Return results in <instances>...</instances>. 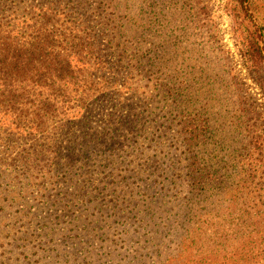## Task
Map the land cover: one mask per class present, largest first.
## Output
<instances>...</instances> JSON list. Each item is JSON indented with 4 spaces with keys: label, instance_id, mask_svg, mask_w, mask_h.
<instances>
[{
    "label": "rangeland",
    "instance_id": "374dc122",
    "mask_svg": "<svg viewBox=\"0 0 264 264\" xmlns=\"http://www.w3.org/2000/svg\"><path fill=\"white\" fill-rule=\"evenodd\" d=\"M200 1L208 9V16L200 15V20L209 18L214 22L211 32L221 46V51L215 52V61L217 74L222 78L215 82L214 96L205 113L210 128V147L205 156L209 155L214 162L239 166L240 170L234 172L239 171L240 179H247L251 188L261 194L264 192V64L263 84L258 85L243 69L237 46L243 38L252 36L259 42L264 56V0H244V7L237 0ZM90 11L89 36L93 37L101 26L97 23V13ZM188 18L191 27L194 26L197 19L190 13ZM110 20L106 30L100 31L104 36L100 38L103 44L98 52L102 51V56L106 52L107 58L114 62L119 51L106 48L119 41L116 39L120 36L116 35L113 41L109 37L116 19ZM200 20L197 34L208 30L202 27ZM104 23L107 24L106 20ZM62 26L63 20L59 19L56 27ZM203 38L207 40L205 35H197L195 42ZM182 46L187 47L184 43ZM70 78L73 79L71 82ZM97 78L100 80L98 70L90 69L87 73L69 76L68 84H57L55 91H42L43 99L52 95L47 103L51 108L28 110V113L45 115L42 130L29 131L30 136L24 131L17 142L0 143V191L7 200L4 218L0 217V264H47L51 260L57 264H84L91 255L94 264H157L154 251L159 248L164 251L163 255L172 252L175 240L192 223L193 219L182 216L185 192L175 181L179 176L178 161L183 159L182 147L173 131L166 129L169 126L166 121L171 118L170 95L165 101L153 89V81L135 71L131 74L126 70L120 76L124 86H120V82L101 84ZM185 96L189 97L188 94ZM171 110L174 109L171 107ZM81 115L87 117L85 134L108 131L117 136V144L96 149L91 154L92 161L82 159L80 163H73L74 169H67L59 165L62 163L60 155L50 153L55 150L52 144L65 151L80 129L72 128L66 135V130L62 132L63 127ZM29 125L27 121L21 123L22 130L29 129ZM40 145L51 147L46 161L33 160L30 155L26 162L28 168H25L20 157L36 148L40 150ZM250 157L259 162V168L248 167ZM123 179H127L124 183L130 185L129 188L124 189V183H120ZM120 190L124 191L123 196L119 194ZM129 193L143 200L145 207L138 201V209L127 208V203L122 200L128 201ZM146 207L160 208L157 215L161 219L167 217L162 225L170 233L159 247L150 248L144 238L136 235H143L146 229L140 217L131 218L136 209L140 211ZM32 216L37 219L33 220ZM75 217L81 218L80 221H74ZM20 218L31 222L32 227L19 230V226L25 224ZM36 220L40 222L38 229ZM44 222H50L56 236L47 246H41L38 241L37 232ZM24 231L27 234L23 235V241L14 243ZM81 231L84 238L77 239L78 242L69 240L70 245L61 238ZM164 247L170 248L169 251ZM75 251L78 252L75 254ZM88 251L90 255L86 254ZM60 252H69L68 256L70 252L73 254L56 259L55 255ZM140 254L148 258L138 263ZM133 259L135 263L129 262Z\"/></svg>",
    "mask_w": 264,
    "mask_h": 264
},
{
    "label": "trees",
    "instance_id": "16d2710c",
    "mask_svg": "<svg viewBox=\"0 0 264 264\" xmlns=\"http://www.w3.org/2000/svg\"><path fill=\"white\" fill-rule=\"evenodd\" d=\"M237 1L244 7V0ZM202 3L200 0H0V143L17 142L24 131H28L30 136L31 132L42 130L45 115L28 113V110H49L51 107L47 103L52 95L43 99L42 91L52 92L57 84L67 85L69 76L87 73L90 69L98 70L100 80L97 79L102 81L99 83L113 85L122 83L119 78L126 70L131 74L135 71L137 75H144L153 81V89L159 92V96L166 101L170 95L172 100L171 118L166 121L169 122L166 129L175 134L183 156L178 161L179 176L175 181L185 192L182 216L193 219L182 236L175 240L172 252L163 255L164 251L159 248L154 251L157 264H264V192L256 193L251 182L240 179L239 171L234 172L240 170L239 166L214 162L209 155L205 156L210 147L209 117L205 113L214 96L215 82L222 77L217 74L215 61V52L221 51V46L211 32L214 22L209 18L200 20V15L208 16V9ZM90 9L97 13V23L102 28L98 33L94 32L93 37L89 36L92 26L88 14ZM189 13L197 19L192 27L188 21ZM110 18L116 21L111 28L115 35L111 33L109 37L113 41L116 35L120 36L116 39L119 41L106 48L119 51L114 62L107 58L106 52L103 56L102 51L98 52L100 44H103L100 38L104 36L100 31L106 30L112 21ZM59 19L63 20L61 28L56 27ZM199 20L202 27L208 29L206 33L197 34ZM197 35H205L207 40L203 38L195 42ZM183 43L187 47L184 48ZM189 44L192 49H189ZM262 51L252 36L243 38L237 46L243 69L258 85L263 84ZM72 80L70 78V82ZM120 86H124L123 83ZM86 119L81 115L69 122L68 127H63L62 132L66 130V135L72 128L80 129L79 135L73 136L65 151L63 147L52 144L55 150L50 153L60 155L61 167L74 169L73 163H80L82 159L92 161L91 154L96 149L117 144V136L108 131L85 134ZM25 121L30 123V127L22 130L21 123ZM40 146V150L36 148L20 157L25 168H28L26 162L30 155L33 160L46 161L51 147ZM247 162L248 167L259 168V162L251 157ZM123 185L124 189L130 186ZM77 189L79 191L80 187ZM119 194L123 196L124 191ZM128 199L122 200L127 203V208L138 209V201L145 207L143 200L130 193ZM6 201L0 191L2 218ZM137 209L131 219L140 217L146 230L143 235H136L144 238V243L150 244V248L159 247L170 233L162 225L167 217L161 219L157 215L160 208ZM32 218L37 219L35 216ZM80 219L75 217L74 221ZM20 220L25 224L19 226V230L32 227L28 220ZM39 224L37 221V229ZM37 233L41 246H47L56 239L50 222L41 224ZM24 234L27 232H22L14 243L23 241ZM67 235L61 236L67 245H70L69 240L84 238L83 231ZM164 248L167 252L170 249ZM60 253L55 255L56 259L66 258L69 252ZM72 254L70 252V256ZM86 254L91 253L88 251ZM144 258L148 257L140 254L136 262L141 263ZM88 260L84 264H94L93 255ZM129 262L135 263L134 259ZM47 264L57 263L51 260Z\"/></svg>",
    "mask_w": 264,
    "mask_h": 264
}]
</instances>
